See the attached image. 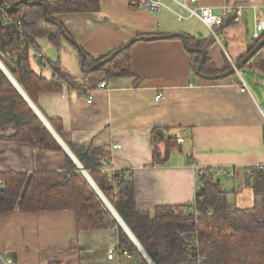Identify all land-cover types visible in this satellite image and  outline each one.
<instances>
[{
  "label": "crops",
  "instance_id": "0c3cea01",
  "mask_svg": "<svg viewBox=\"0 0 264 264\" xmlns=\"http://www.w3.org/2000/svg\"><path fill=\"white\" fill-rule=\"evenodd\" d=\"M178 1L162 0L166 7L151 14L141 6L143 0H101L99 13L54 18L85 54L86 67L139 37L184 34L192 44L212 39L207 26L197 17L189 18ZM228 2L245 6L243 22L219 29L223 46L214 41L201 48L220 74L232 68V62L239 64L254 44L253 7H259L264 18V0H200L201 6L216 13ZM77 49L65 37L59 38L57 46L49 38L38 40V48L31 51L35 73L53 81L59 76L50 63H58L82 89L63 81L61 91L40 94L36 106L47 120L61 123L59 137L67 146L105 150L116 172L134 182L139 212L190 204L198 184L192 164L234 171L236 181L219 177L229 202L239 209L254 206L246 170L264 164L260 111L264 90L243 77L242 70L249 67L227 79L208 81L193 73L192 57L180 38L161 39L135 42L130 47L132 75L107 78L103 71L96 76L81 72ZM39 52L45 56L44 70L34 58ZM104 81L107 88L98 89ZM170 139L176 144L163 163ZM115 145L121 148L114 149ZM64 151L43 152L27 144L0 141V174L62 172L69 156ZM112 249H119L116 230L78 232L72 211H17L0 216V264H4L2 256L17 264H141L138 256L116 255L109 260Z\"/></svg>",
  "mask_w": 264,
  "mask_h": 264
},
{
  "label": "trees",
  "instance_id": "16d2710c",
  "mask_svg": "<svg viewBox=\"0 0 264 264\" xmlns=\"http://www.w3.org/2000/svg\"><path fill=\"white\" fill-rule=\"evenodd\" d=\"M30 1H40L42 4L29 7L22 0H0V60L36 105L40 94L59 92L62 86L35 73L32 49L38 48L40 39L49 38L57 46L60 37L72 38L64 26L55 20L56 15L99 13L102 5L101 0ZM44 5L47 18L44 16ZM263 40L264 33L248 54ZM214 41L212 38L204 43L189 45L201 49ZM190 56L192 71L196 74L202 55L190 53ZM107 57L86 63V67L91 68ZM50 64L64 82L73 89H82L64 75L58 63ZM131 67L129 48L103 66L101 71L105 72L107 78L123 77L132 75ZM244 67L264 75V47ZM201 72L205 77L220 74L207 58ZM48 122L62 137L61 123L54 120ZM0 141L27 144L43 152L65 153L61 143L1 67ZM167 142L163 163L169 160L176 144L174 139ZM68 147L155 264H264V171L254 170L252 176L246 175V185L254 191V206L250 209H239L231 204L229 193L222 188L215 171H208L197 174V216L192 211L184 212L188 205L157 207L153 213L139 212L134 182L117 173V185L113 188L110 178L100 171L101 159H108L105 150L73 144H68ZM155 159L159 160L156 156ZM78 170L67 155L66 167L62 172L0 174V216L17 211L22 214L72 211L75 212L78 232L114 229L117 231L119 249L140 257L141 264H149L92 184ZM196 240L198 246L193 249Z\"/></svg>",
  "mask_w": 264,
  "mask_h": 264
},
{
  "label": "built area",
  "instance_id": "2783aa9c",
  "mask_svg": "<svg viewBox=\"0 0 264 264\" xmlns=\"http://www.w3.org/2000/svg\"><path fill=\"white\" fill-rule=\"evenodd\" d=\"M178 5L183 8L187 13L189 18H196L201 21L211 32L212 38L219 43L221 46H223V41L221 39V34L219 32L220 28L225 27L226 25L230 24H237L243 22L244 17V11L245 6L242 4H232L230 2L225 3L223 6L220 7V10L218 13L214 12V10L210 7H204L201 6L200 0H181L177 2ZM141 6L149 11L151 14H159L160 11L166 7L162 0H143ZM260 8L259 7H253L254 12V20H255V33L251 40L255 43L257 40L260 39L262 34L264 33V18L260 14ZM181 19H184L182 16ZM20 25V24H19ZM5 57V55H2ZM9 56V55H8ZM10 57V56H9ZM35 60L39 64L41 70H44V64L45 56L43 53L39 52L35 55ZM236 64L232 62V68H235ZM56 82L64 83L63 80H61L59 77H55L54 79ZM98 89H105L107 88V82H101L98 85ZM244 90V88H243ZM161 95H159L157 98V101L161 99ZM90 100V99H89ZM260 111L262 115L264 116V106L260 107ZM12 130H10L11 132ZM183 142V139H179L178 143L181 144ZM114 149H120V145H115L113 147ZM193 169L195 170L196 174L202 172L206 173L208 171H215L216 178L224 176L229 180L236 181L238 178L234 171L226 172L223 168L213 170L211 168L207 167H198L195 164H192ZM117 169H115L113 163L107 159L102 158L101 159V168L100 171L106 174L112 183V187L115 188L117 185V178H116V172ZM249 170V171H247ZM246 170L247 176H252L254 170L258 171H264V164H258L255 166H252ZM198 184L197 189L195 193L194 199L188 204L187 207H185L184 212L192 211L197 216L198 215V208H197V194H198ZM116 198V197H115ZM192 236V234L190 235ZM198 243L197 240L195 244L193 243V249H197ZM191 247V248H192ZM116 255L121 256H127L130 257L127 252L121 251L120 249H112L109 253V260H113ZM4 264H17L15 260H13L11 257L2 256L1 257Z\"/></svg>",
  "mask_w": 264,
  "mask_h": 264
},
{
  "label": "water",
  "instance_id": "95a60500",
  "mask_svg": "<svg viewBox=\"0 0 264 264\" xmlns=\"http://www.w3.org/2000/svg\"><path fill=\"white\" fill-rule=\"evenodd\" d=\"M22 3L26 6L29 7H33V6H38L41 5L42 3L40 1H30V0H22ZM44 9V16L47 18L46 16V6H43ZM48 21H50V19H47ZM58 23V22H57ZM57 23H55L57 25ZM59 25V24H58ZM174 38H180L183 41L184 47L186 49L187 52L189 53H200V55H202L201 57V61L200 64L197 68V76L200 78H203L205 80L208 81H217L220 79H224V78H228L230 76H232L233 74H235L236 72H239L240 69H243L244 66L249 63L251 61V59L258 54L261 49L264 47V40L258 44V46H256L247 56L244 60H242L239 64H237L235 66V68H232L231 70H229L228 72L226 71V73L224 74H220L217 76H211V77H205L201 70L203 67V64L206 60V51L204 49H200V48H192L189 45V41H188V36L184 35V34H178V35H170V36H160V37H139L131 42H129L128 44H126L125 46H123L122 48L116 50L115 52H113L112 54H110L105 60L99 62L98 64H96L95 66H93L92 68H86L85 67V62H86V56L83 53V51L79 48V46L76 44V42L68 37H65V39L70 42L72 45L76 46L82 56V60H81V70L84 73H95L98 71H101V69L103 68V66H105L106 64H109L110 62H112L115 57H117L120 53H122L124 50L129 49L135 42L137 41H153V40H164V39H174ZM0 67L3 70V72L9 77V79L13 82V84L16 86L17 89H19V92L23 95V97L26 99V101L29 103V105L33 108V110L36 112V114L39 116V118L42 120V122L46 125L47 129H49L51 131V133L55 136V138L59 141V143H61L62 147L66 150V152L69 154V156L72 158V160L75 162V164L78 166L79 170L85 177L86 179L89 181L90 184H92L93 188L96 190V192L99 194V196L101 197V199L103 200V202L107 205V207L110 209V211L113 213V215L115 216L116 220L119 222V224L123 227V229L127 232V234L130 236V238H132L133 242L135 243V245L138 247V249L141 251L142 255L144 256V258L146 259V261L149 264H155L153 262V260L150 258V256L147 254V252L144 250V248L142 247V245L139 243V241L136 239V237L134 236V234L131 232V230L128 228V226L125 224V222L123 221V219L120 217V215L118 214V212L114 209V207L111 205V203L107 200V198L105 197V195L102 193V191L99 189V187L96 185V183L94 182V180L92 179L91 175L89 174L88 170H86L82 164L79 162V160L75 157V155L72 153V151L69 149V147L62 141V139L59 137V135L55 132V130L53 129V127L50 125V123L48 122V120L45 118V116L41 113V111L37 108V106L32 103L31 99L27 96V94L24 92V90L21 88V86L17 83V81L14 79V77L10 74V72L7 70V68L4 66L3 62H1L0 60Z\"/></svg>",
  "mask_w": 264,
  "mask_h": 264
},
{
  "label": "rangeland",
  "instance_id": "374dc122",
  "mask_svg": "<svg viewBox=\"0 0 264 264\" xmlns=\"http://www.w3.org/2000/svg\"><path fill=\"white\" fill-rule=\"evenodd\" d=\"M78 50V49H77ZM79 52V51H78ZM9 57V56H7ZM80 71L82 72L81 68H80ZM242 73H243V77H245L248 82L254 86V87H261L262 90H264V76H262L261 74L257 73L256 71H252L251 69L249 68H244L242 70ZM97 74H100V72H95V73H90L89 76H96ZM259 86V87H258ZM90 174V173H89ZM223 178V177H221ZM220 179V178H219ZM107 198V197H106ZM230 202H232L231 198L229 197L228 198ZM108 200V198H107ZM109 201V200H108ZM106 205V204H105ZM112 205V204H111ZM107 206V205H106ZM108 208V207H107ZM109 209V208H108ZM115 209V208H114ZM110 211V209H109ZM111 212V211H110ZM113 214V213H112ZM115 217V216H114Z\"/></svg>",
  "mask_w": 264,
  "mask_h": 264
}]
</instances>
